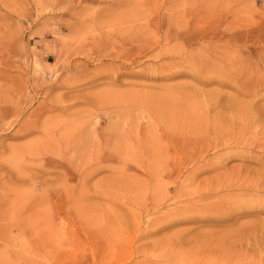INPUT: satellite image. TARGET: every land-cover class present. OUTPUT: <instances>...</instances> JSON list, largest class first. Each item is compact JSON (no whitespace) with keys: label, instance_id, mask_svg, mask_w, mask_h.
Instances as JSON below:
<instances>
[{"label":"rangeland","instance_id":"rangeland-1","mask_svg":"<svg viewBox=\"0 0 264 264\" xmlns=\"http://www.w3.org/2000/svg\"><path fill=\"white\" fill-rule=\"evenodd\" d=\"M263 1L0 0V264H264V211L227 206L254 191L172 199L175 184L202 192L234 167L254 165L235 156L237 146L217 159L227 149L189 134L214 126L205 94L236 95L202 74L259 66L264 45L249 31L262 32ZM218 17L225 19L216 32L232 40L214 33ZM226 45L251 48L255 60L211 62L214 46ZM170 124L190 141L169 149L168 162L142 160L141 138L152 133L149 149L162 154L158 134ZM99 136L111 138L101 154L86 144ZM43 146L59 153L42 157ZM118 158L121 169L112 167ZM166 168L171 174L156 180L154 171ZM185 208L203 209L206 219L156 226L169 219L163 211Z\"/></svg>","mask_w":264,"mask_h":264},{"label":"bare ground","instance_id":"bare-ground-1","mask_svg":"<svg viewBox=\"0 0 264 264\" xmlns=\"http://www.w3.org/2000/svg\"><path fill=\"white\" fill-rule=\"evenodd\" d=\"M263 3H264V1H263ZM224 19L225 18H222V17H218V18H216V20L214 19L215 20L214 33H217L216 30L220 25H222V23L224 22ZM239 20H242V21H238L239 23L244 22L243 19H239ZM260 23H261V21L259 22V24ZM235 24H236V22L233 23V25H235ZM256 24H257V22H256ZM254 25H255V23H254ZM250 26H252V24H250ZM261 26H262V24H261ZM263 27H261V28H263ZM247 28H250V27H247ZM261 28H260V30L262 32H260L259 30L256 33H254L255 30L249 31L252 38H254V44L255 45H264V28L263 29H261ZM238 29L235 28V30H238ZM245 30H247V29H245ZM239 31H241V30H238V32ZM226 33H228V32L227 31H219L217 33V36L222 34L223 37H225V39L232 40V38L230 36L231 34L229 35L230 36V39H229L228 38L229 36H227ZM252 33H254V34H252ZM232 35H234V34L232 33ZM236 35H237V31H236ZM223 37L221 36L218 38H223ZM236 39L237 38H235V40ZM240 40H242V39H240ZM240 40H239V42H241ZM254 47L256 48V46H254ZM255 48H253V49H255ZM243 50L245 51V49H243ZM255 51H256V49H255ZM253 53L254 52L252 51L251 48L246 49V51L243 53L242 49L239 46L238 47H235V46L233 47L230 45L214 46V52H211L208 55V58L211 60V62L214 61V64L217 63V61H219V60L223 61V59L228 60V64H231L232 62L233 63L234 62H242L243 60L253 61V60H255L253 58V55L256 56V53H254V54ZM223 62L226 63V61H223ZM244 63H246V62H244ZM256 63H258L259 66L251 67L252 69H250V67H248L247 70H245L244 72H241V74L233 73L232 72L233 68L231 70L229 67H226V68L222 67V68L214 69V74H212L213 72H210L208 74H206V72H205L204 74H202V75H204V77L206 78V80L208 82L212 79L217 84H219L221 86H230V87L234 88L236 95L233 96V95H229V94H222L218 90H215L213 93L205 94V96H206L205 101L209 102L214 107V114H213V122H214L213 125L214 126L211 127L210 130L207 128H203V129H200L198 131L193 130L191 132V134H189L190 136H193V137L210 136L211 138H213V140L215 142V146H219V147L222 146L221 148L227 149L224 153L219 154L217 159L219 158V156L226 158L227 152L231 151L230 148H232V147L237 146V147L242 148L243 152L237 153L235 156H237V158H239L240 160H244V161L249 160V161L253 162L254 163L253 167H242V166L234 167L231 171L232 172L231 175L229 177H227V179L228 178L233 179L229 182H226L227 179H223L224 181H222L221 180L222 176L220 177L219 174L218 175L215 174L214 179H219V177H220V180L214 184V187L207 188L202 192H200L202 190V188H200L197 184L196 185H186V183H183V182L175 184L174 190H175L176 195H174L172 197L173 201L176 199H179L185 195H189V194H195V196L197 197L196 200L198 201V200L205 198L211 190L213 191V189H214V193H216V192H219L222 190H231V188H233V187L234 188L235 187H242V188L244 187V188H248V189H251L252 191H254V194L256 197L253 199H251V198L245 199V197H242V198L238 197V198L228 202L227 206H233L235 208L236 207L241 208V207L247 206L251 209H254V207L255 208L259 207L261 210L264 211V99H263L264 96L261 93H259L260 95L257 94L258 93L257 91H259L258 89L264 87V56L259 57L258 61ZM235 64H233L232 66H235ZM223 65L226 66L227 64H223ZM239 65H240V63H239ZM202 67H206V66H204L203 62H201V64L199 65V68H202ZM202 75H201V77H202ZM205 78H204V80H205ZM260 98H262V100H260ZM48 107H50V106H48ZM177 107H179V106H177ZM169 110H171V109H169ZM164 113H166V112H162V114H164ZM172 113H175V112H173V110H172ZM176 117L174 119H176ZM170 118H172V116ZM171 122H172V120H171ZM172 123H174V122H172ZM167 124H169V123H167ZM180 125H181V123H180ZM97 126H99L98 121L95 124H93L94 128H97ZM182 133H183L182 131L177 129V126L175 124H170L167 128H165L164 130H162L158 134L159 136H164L165 137L164 139L166 141V147L162 150V154H160L161 151L158 153H155L153 150L149 149V147L152 146L151 145L152 133H151V135H148V136L141 138V140L145 143V144L144 143L143 144H144V147L146 146V150L148 152L147 154L143 155V157L140 156L141 159L144 160V156L147 155L148 157L149 156H152V157L155 156L156 158L158 157V159L160 157V159H163V161H161L162 163L168 162V158L170 157L169 149L171 150L173 148L174 150L177 149L178 151H180L182 149V147L185 145V143L187 141L188 142L190 141L187 138H185L186 135L182 134ZM189 135H187V136H189ZM128 136H129V134H128ZM125 138H127V134H126ZM130 138H132V137H130ZM95 139L96 140L87 142L86 144L89 143L88 146H91V148L98 149V151L101 154V152L103 150L102 147L106 146L109 143V141L111 140V138H107L106 136H99V137H96ZM127 139L129 140V137ZM142 141H141V143H142ZM126 142H129V141H126ZM119 143L121 144L120 139L117 141V144H119ZM39 153H41L40 155L42 157H44L47 155H52V156L57 155L59 153V151L57 148H48L47 146H43V148L39 150ZM231 156H233V155L231 154L230 157ZM124 157H125V154H123V158ZM132 157H134V156L132 155ZM132 157H131V159H132ZM197 157L198 156H194V158H197ZM128 161H130V160H128ZM136 161H134V162H136ZM161 162H160V166H162ZM139 163L142 164L141 161ZM158 164H159V162H158ZM166 165H167V163H166ZM207 165L208 164L206 163V166ZM177 166H178L177 168L179 170V173H181L180 165H177ZM112 167L115 169H121L122 168V164H121V161L119 160V158H118L117 165H114ZM216 167H218V163H214V168H216ZM202 168H204V167H202ZM202 168L197 167V168L191 169L188 171V174L189 175L195 174L198 171H200ZM155 169H156V167H155ZM65 170H67V169H65ZM171 172H172V170H169V169L167 170V168L161 169V170L159 169V171H154L153 176L157 180V179L161 178L163 175H166V176L170 175ZM87 173H89L88 167L83 171H79L80 176H84ZM241 173H243V175ZM248 176H251L250 180H247ZM234 179H235V181H234ZM222 182H224L225 185L221 184ZM157 189L158 190L160 189L162 192L166 191V188H161V186H160V188H157ZM38 198H39L38 192L33 194L30 201H29V204L32 205V202L37 200ZM157 200H159V199L157 198ZM157 200H155V201H157ZM161 202L162 201H159L156 203H161ZM157 205L160 206L161 204L160 205L157 204ZM202 211H203V209L199 210V208H197V209L185 208V210L174 209L173 211H171V210H168L165 212L163 211L164 217L166 218V216H167V217H169V219L167 221H163L162 223H159L160 222V217H159V222H157L156 226H158L159 228H164L168 225H172L173 223H175L178 220L182 221L183 219L199 222V221L206 219L205 217H203L205 215L202 213ZM177 234L178 233H168L166 235V237L168 239H173L176 237ZM200 235H201V233H200ZM213 235H214L213 232H204L202 234V236H205L207 238L212 237ZM262 239H264V235H263ZM78 264H81V263H78Z\"/></svg>","mask_w":264,"mask_h":264}]
</instances>
